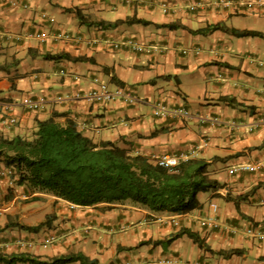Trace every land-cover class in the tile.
I'll return each mask as SVG.
<instances>
[{
  "label": "crops",
  "instance_id": "crops-1",
  "mask_svg": "<svg viewBox=\"0 0 264 264\" xmlns=\"http://www.w3.org/2000/svg\"><path fill=\"white\" fill-rule=\"evenodd\" d=\"M216 1L0 0V114L8 107L18 118L16 126L0 130L4 137H28L36 121L59 115L57 121L71 119L94 142H113L150 162L180 153L183 159L208 162L211 178L222 185L197 194L198 208L184 215L150 212L129 200L78 207L50 196L52 207L34 215L41 221L50 215L49 226L36 233H11L34 243L13 254L45 259L80 252L98 264H264V241L244 232L255 224L264 229V167L232 172L240 165L264 163V6L246 13L243 1L230 0L228 7ZM73 9L90 21L135 17L149 24L100 29L78 23ZM43 12L53 19L55 29L79 36V43L27 39V32L45 27ZM166 24L182 28L160 27ZM212 24L257 31L262 38H236L221 30L188 32ZM129 37L148 51L137 53L121 45ZM59 54L88 61L43 58ZM95 80L129 88L138 102L88 99ZM28 97L42 101L38 112L23 108ZM158 101L170 114L153 116ZM16 191L22 193L20 198L34 201L35 194L0 180V196ZM32 202L22 205L23 210L33 209ZM211 203L216 205L213 229L200 223ZM180 228L197 233L209 250L198 248L185 235L167 245H153ZM6 234L1 231L0 238ZM44 235H52L53 242L43 246ZM229 250L240 254H216Z\"/></svg>",
  "mask_w": 264,
  "mask_h": 264
},
{
  "label": "trees",
  "instance_id": "trees-1",
  "mask_svg": "<svg viewBox=\"0 0 264 264\" xmlns=\"http://www.w3.org/2000/svg\"><path fill=\"white\" fill-rule=\"evenodd\" d=\"M78 23L95 26L100 29L113 28L119 24L148 25L147 21L131 17L124 21L104 22L93 20L79 10H70ZM160 27L169 30L182 28L179 25L166 24ZM221 30L236 38L259 37L262 34L253 30H237L223 25L212 24L192 34L205 35ZM45 60L88 61L82 57L68 55H43ZM4 67L0 66V70ZM113 81V78L111 77ZM59 115H52L44 121H36L34 130L28 137H4L0 132V162L10 169L17 186L35 194L48 195L78 207H92L98 204H113L129 200L150 212L184 215L198 208L197 194L220 188L209 173V163L201 159H186L175 167L164 168L151 163L146 157L131 154L126 148L113 142H94L78 130L71 119L57 121ZM264 145V141L261 146ZM50 215L35 226L17 223L5 224L0 232L8 227L28 232H38L48 227ZM185 235L200 249L209 250L197 233L180 228L166 241H155L153 245L169 244ZM216 254L229 257L240 254L239 250ZM98 264L80 252L58 257L41 259L27 253L4 255L0 253V264Z\"/></svg>",
  "mask_w": 264,
  "mask_h": 264
},
{
  "label": "built area",
  "instance_id": "built-area-1",
  "mask_svg": "<svg viewBox=\"0 0 264 264\" xmlns=\"http://www.w3.org/2000/svg\"><path fill=\"white\" fill-rule=\"evenodd\" d=\"M230 0H220L218 4L221 7H228ZM258 6H262V3L260 1L255 2ZM253 2H245L244 7L245 9L252 10L253 9ZM193 7H191L192 9ZM29 38H36L43 40L46 35L44 33H33L28 35ZM54 38H61L65 41L68 42H78L79 39L76 36L73 35H68V34H58L55 35ZM123 45L130 47L134 51L142 52L144 51V47L139 45L136 41H133L131 39H128L122 43ZM116 47V46H115ZM195 52H198V49L195 50ZM88 97L96 102H110L115 99H119L125 103L131 104L136 101V98L126 89L123 88H112L110 89L106 84L100 83L98 84L96 89H92L88 93ZM24 105L28 109L35 110L39 106V101H33L30 99H27L24 101ZM153 115L156 117H164L167 114H170V111L167 110V108L161 104L160 102H156L153 104ZM183 112V111H182ZM185 114V112H183ZM17 120L16 118L12 115L7 113L6 116L0 117V125L3 128H9L11 126H14L16 124ZM183 159V154H164L161 156H158L154 159V163L160 167L164 168H169L177 165V163ZM264 167V163H252L250 165H240L238 167H235L232 169V172H237V171H249V172H254L259 170L260 168ZM10 171L8 170H0V177H3L4 175H9ZM210 211L209 213L203 217L200 221L201 224H207L208 226L211 227H216V223L214 220V214L216 212V206L215 204H210L209 205ZM173 224L176 225V221H173ZM245 234L248 237L255 238L259 241H264V229L259 228L258 226L256 227H248L245 229Z\"/></svg>",
  "mask_w": 264,
  "mask_h": 264
},
{
  "label": "rangeland",
  "instance_id": "rangeland-1",
  "mask_svg": "<svg viewBox=\"0 0 264 264\" xmlns=\"http://www.w3.org/2000/svg\"><path fill=\"white\" fill-rule=\"evenodd\" d=\"M245 38H256V37H245ZM258 38V37H257ZM244 43V42H243ZM246 43H244L243 45H245ZM22 197V193L16 191L13 194L12 193H8L5 194L4 196H0V209H1V218H0V223H2V225L5 224H10V223H17L20 225H24V226H28V225H37L41 220L40 219H36L35 218V212H41L48 210L49 207L51 208L52 205L51 204V199L48 197H39V199L32 201L29 200H24ZM28 201V202H25ZM33 203V209L29 210V211H24L22 205L24 204H30ZM21 207V208H20ZM6 209L4 211H2L3 209ZM26 209V208H24ZM19 228H13V227H8L5 232L7 233L5 236L6 238H0V243H4L6 245H8V247H4L0 249V253H3L4 255H9V254H13V250L17 249H21L22 247H26V245H20V242H23V244H26L27 241H24L21 238H16V235H11V233L15 234L17 232H19ZM25 231V230H22ZM47 238L49 240H47ZM15 239V240H14ZM50 241V243L53 242V237L52 235H47V236H43V241ZM19 243V244H18ZM48 243V244H50Z\"/></svg>",
  "mask_w": 264,
  "mask_h": 264
},
{
  "label": "clouds",
  "instance_id": "clouds-1",
  "mask_svg": "<svg viewBox=\"0 0 264 264\" xmlns=\"http://www.w3.org/2000/svg\"><path fill=\"white\" fill-rule=\"evenodd\" d=\"M220 1V0H219ZM219 1H216V3L217 2H219ZM239 1H243V6H244V4H245V2H253L254 3V5H253V9L252 10H246L245 9V7H244V10H245V12L246 13H253V12H257L255 9H259V7L260 6H258L255 2L256 1H260L261 3H262V6H264V0H239ZM193 9V8H192ZM191 9V10H192ZM163 12H167V9L165 8V7H163ZM40 19H41V21L44 23V28H38V29H36V30H32V31H29V32H27V34H26V38L27 39H30V40H36V41H38V42H45V41H47V40H58V41H61V42H64V43H69V44H77V43H79V41L78 42H68V41H65V40H63V39H61V38H54V36L55 35H58V34H63V33H65V34H68V35H73V36H76V37H78V39L80 40V38H79V36H77V35H74V34H72V33H69V32H62V31H59V30H57V29H55L54 28V26H53V23H54V21H53V19L52 18H50L46 13H41L40 14ZM33 33H44L45 35H46V37L43 39V40H40V39H36V38H29L28 37V35L29 34H33ZM128 39H131V40H133V41H136L137 43H139V45H141V46H143L144 47V51H142V52H138V51H134V50H132L130 47H127V46H125V45H123L122 43L124 42V41H126V40H128ZM121 45H123V46H125V47H127L128 49H130L131 51H134V52H137V53H144V52H147L148 51V49H147V47L143 44V43H141L140 41H138V40H136L135 38H133V37H129V38H125L123 41H121ZM117 47L118 45H116V44H114V47ZM115 47V48H116ZM196 49H198V48H195L194 49V53H196L195 52V50ZM199 51H200V49H198V52L197 53H199ZM183 53H185L184 51H182ZM95 82L97 83V86H98V84H100V83H103V84H106L110 89H112V88H123V89H126V90H128L135 98H136V101L134 102V103H136V102H138V98L136 97V95L134 94V93H132L131 91H130V89L129 88H126V87H123V86H113V87H110V85L108 84V83H105V82H98V81H96L95 80ZM97 86H96V88H97ZM96 88H93V89H96ZM92 90V89H91ZM90 90V91H91ZM90 91H88L87 92V94H86V96L88 97V93L90 92ZM27 99H30V100H33V101H39V106H38V108L37 109H35V110H32V109H28V108H26L25 107V105H24V101L25 100H27ZM88 99H90L89 97H88ZM23 102H22V106H23V108L25 109V110H27V111H30V112H38V110L41 108V103H42V101L40 100V99H38V98H34V97H28V98H26ZM90 100H92V99H90ZM115 100H119V99H115ZM92 101H94V100H92ZM114 101V100H113ZM119 101H121V100H119ZM96 102V101H95ZM111 102V101H110ZM123 102V101H122ZM158 102H160V101H158ZM99 103H101V102H99ZM105 103H107V102H105ZM123 103H125V102H123ZM134 103H131V104H134ZM161 104H163L162 102H160ZM126 104H128V103H126ZM164 105V104H163ZM165 106V105H164ZM153 107V106H152ZM184 112V111H183ZM7 113H9V114H12L15 118H16V120H17V122H16V124L14 125V126H16L17 125V123H18V118L8 109V107H4L3 108V112H1V114H0V117H2V116H6V114ZM152 114H153V108H152ZM154 116V115H153ZM156 117V116H155ZM165 117V116H164ZM213 122L214 123H217L215 120H213ZM14 126H11V127H14ZM11 127H9V128H3V127H1V125H0V130H2V129H10ZM189 159H191V158H189ZM183 160H186V159H182V160H180V161H183ZM179 161V162H180ZM178 162V163H179ZM151 163H153V164H155L154 163V160H153V162H151ZM177 163V164H178ZM176 166V165H175ZM175 166H173V167H175ZM169 168H171V167H169ZM0 170H8V171H10V169H8V168H5V167H2V168H0ZM13 174H12V172L10 171V174L9 175H4L3 177H0V180H2V179H6V181H8L9 183H11V182H14V180H13ZM211 204H213V203H211ZM74 206V205H73ZM216 206V205H215ZM210 209V208H209ZM210 211V210H209ZM209 213V212H208ZM175 215V214H174ZM207 215V214H206ZM206 215H204L203 217H205ZM215 215V214H214ZM202 217V218H203ZM201 218V219H202ZM200 219V220H201ZM214 220H215V218H214ZM174 221V220H173ZM177 223V222H176ZM200 223H201V221H200ZM177 225V224H176ZM203 225V224H202ZM205 226H208L207 224H204ZM217 225V224H216ZM208 227H210V228H216V227H211V226H208ZM250 227H256V224L255 225H252V226H250ZM47 240H49L48 238H47ZM48 243H50V241H48ZM47 243V241L45 240V241H43V246H45V245H47L48 244ZM19 244V243H18ZM33 242L32 241H28V243L26 242V244H23V245H26L27 246V248H32V246H33ZM20 245H22L21 243H20ZM22 245V246H23ZM4 247H8V245H6V244H4V243H0V249L1 248H4ZM1 252V251H0ZM3 254V253H2Z\"/></svg>",
  "mask_w": 264,
  "mask_h": 264
}]
</instances>
